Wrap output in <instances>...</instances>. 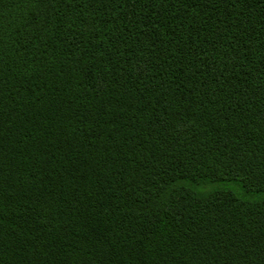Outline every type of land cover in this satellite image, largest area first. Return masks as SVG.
I'll return each mask as SVG.
<instances>
[{
  "label": "trees",
  "instance_id": "trees-1",
  "mask_svg": "<svg viewBox=\"0 0 264 264\" xmlns=\"http://www.w3.org/2000/svg\"><path fill=\"white\" fill-rule=\"evenodd\" d=\"M0 264H264V0H0Z\"/></svg>",
  "mask_w": 264,
  "mask_h": 264
}]
</instances>
